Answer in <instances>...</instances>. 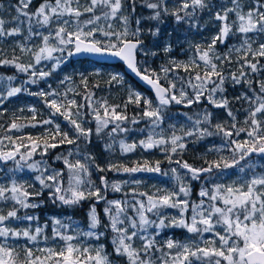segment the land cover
<instances>
[{
	"label": "snow or ice",
	"instance_id": "6c2138e0",
	"mask_svg": "<svg viewBox=\"0 0 264 264\" xmlns=\"http://www.w3.org/2000/svg\"><path fill=\"white\" fill-rule=\"evenodd\" d=\"M33 2L0 3V67L27 76L13 86L16 75H0V106L27 92L40 97L48 109V118L38 119L40 113L32 107L30 117L13 115L0 124V163H13L0 169L7 180L0 182V264H264V0H41L35 8ZM169 19L187 25L189 33L212 34L197 43L184 37L185 48L179 36L165 34L162 25ZM232 40L236 43H229ZM220 45L226 51H220ZM174 48L187 59H177ZM76 55L117 58L154 91L155 100L132 88L122 104L96 99L83 74L77 87H67L74 81L65 76L60 81L66 86L63 91L49 86L30 92L26 87L46 80ZM161 55L166 63L159 71L139 59ZM178 70L186 75H178ZM106 83L124 81L117 73ZM228 84L245 91L230 99L225 94ZM204 101L211 109H223L228 119L215 118L206 106L192 115L184 113L188 123L179 128L170 124L165 134L163 125L171 119L168 106L191 108ZM233 101L246 105L243 121ZM130 105L139 109L131 117ZM6 112L0 107V117ZM86 116L94 128L85 126ZM141 121L147 122V135L129 143L122 134ZM25 127H44V132L11 134ZM93 136L103 141L104 152L112 153L117 146L121 154L159 149L176 167L166 172L161 161L148 160L132 166L99 163L90 149ZM212 137H219L220 144L208 147L202 157L206 166L183 159L189 142ZM65 145L66 154L54 157L63 167H52L45 157ZM208 153L216 158L208 159ZM25 169L35 174V183L17 178ZM230 169L237 179L226 183L223 177ZM108 172L156 173L170 176L173 184L151 193L135 187L124 192L125 186L140 185L141 180L110 181ZM94 173L99 174L95 180ZM191 181H204L198 200L191 199ZM36 183L39 190L30 191ZM109 191L123 193V198L109 199ZM47 202L73 208L88 202L86 229L71 217L67 222L51 218V235L45 232L47 224L34 226L39 217L28 210ZM166 210H176V215ZM167 228L184 229L191 236L185 241L159 240ZM109 237L111 251L101 242ZM41 241L45 246H38Z\"/></svg>",
	"mask_w": 264,
	"mask_h": 264
},
{
	"label": "trees",
	"instance_id": "16d2710c",
	"mask_svg": "<svg viewBox=\"0 0 264 264\" xmlns=\"http://www.w3.org/2000/svg\"><path fill=\"white\" fill-rule=\"evenodd\" d=\"M39 1L40 0H34L32 7L33 8L37 7ZM162 27L165 30V34H173L174 36H179L181 38V43L184 44L185 48H187L188 45H187V43L184 42V37H187L189 41L194 42L195 40H198L199 37H201L202 39L205 40L212 33L211 30L202 31L201 33H196L195 31L189 33L187 31V25H184V26L177 25L174 21H172L170 19L168 21H166L165 24L162 25ZM176 47L178 48V46H176ZM219 47H221V46H219ZM9 54H10V50H9ZM173 55H177V50L175 48H174ZM139 59L141 61L146 60V62L144 63L143 66L151 67L153 69H156L157 71H159L162 64L166 63V58L163 55L156 57V58L139 57ZM78 67H80L83 71H86V76L89 78V87L91 88L92 92L95 93L96 99L107 98V100L110 104H122L123 101L126 99V91L124 89V83L126 82V79H128V80H130V83L137 90L142 91L145 94V96H148L149 98L155 100V98L153 97V95L151 93L144 90L134 80H132L129 76H127L125 74L123 65L108 66V65L96 64V63L89 61V60L73 61L71 58H69L65 61L64 64H62L60 66V68H58L54 72V74L57 78H61L65 74L71 73L73 70L77 71ZM93 67L94 68L95 67L110 68L114 71L123 72V74L125 76V78L123 79V81H124L123 85H115L114 84V85L109 86L106 83L109 80V78L105 77L102 74H97L94 71H92ZM177 74L180 76L186 75L182 70H178ZM0 75H4V76L16 75L17 80L13 81V86H16L18 81H23V80L27 79V76L25 74L17 73L16 70L12 67H0ZM50 78H51V76H50ZM77 79L79 80L78 82L80 84V76H77ZM1 82L2 81H0V84H1ZM97 83L100 85L99 88H92L91 87L92 85L97 84ZM162 83H163V81H162ZM46 86L47 85L44 81H40L36 85H31V87H33V90H29V91L30 92H37V91H40L42 87H46ZM226 88H227V91L225 94L230 99L232 97L236 96V93H231L233 86L228 84V85H226ZM243 89L245 90L244 87H243ZM78 91L82 93L84 91L83 87L80 86ZM22 98H29V99L35 100V102H37L40 106H42L45 110L48 111V109L45 108L43 101L40 97L29 95L27 92H22L17 97L10 98V100L6 101L5 104L3 106H0V107H2V108L11 107V105H10L11 101L18 102ZM76 98H77L78 102H82L81 96H76ZM206 106L210 108V106L207 105L206 101H204L200 105H193L191 108L184 107L183 105L172 104V105L168 106V108L166 109L167 115L169 117H171V119H166V122L163 125V127L166 128L167 132H168L170 124H176L177 128H179L180 125H184V124L188 123L186 120V117L183 115L184 113H188L189 115H192L197 111H201ZM231 106L233 107L234 110H237L238 119L240 121H243L242 116H244V112L239 109L238 103L233 101ZM210 110H213V109L210 108ZM221 110H223V109H221ZM87 111L88 110L85 109V112H87ZM138 111H139V109H137L134 105H130L128 110H127V114L131 117ZM12 118H13V114H11L7 110V112L4 114V116L0 117V124H7ZM85 118L88 121V123L85 126L94 128L95 123L92 120L91 116H86ZM58 119H59L60 123H62V126L65 129H67L66 122H64L62 118H58ZM20 122L24 123L23 120ZM128 126L133 129V131L128 133L129 138L134 137V135L141 134L142 131H140V129H144V131H147V129H148L146 121H141L138 125H128ZM20 132H21L20 135H27L25 128H23L22 131H20ZM243 137H244L243 134H241V138H243ZM135 139L138 140V138H135ZM212 139L213 138H207V139L200 141L198 143L189 142L188 148L183 154V159L188 161L190 164H192L196 167L206 166V165H204V160L202 159V157L204 156L205 153H207L206 143L210 142ZM130 140L131 139H129V141ZM217 143H219V141H217ZM68 147L69 146L65 145V146H61L60 148L50 150L48 153V156H46L45 159H47L48 163L54 168L63 167L62 162L55 160L54 157L58 153H65L66 154ZM90 149L93 152V154L98 155L99 158H102L105 156H107L109 159L112 158L110 155L111 153L102 151L103 150V141L98 140L95 136H93V144L90 146ZM224 154L227 155V152H225ZM133 155H135V154H133ZM207 158L208 159H215L216 154L215 153H208ZM37 159H39V157H37ZM254 159H259V158L255 157ZM155 161H160V160H155V159L149 160V162H153V163ZM134 162H136V161H131V162L129 161L128 166H132V164ZM141 162H143V161H141ZM9 165L13 166V163L11 161L7 162L6 166H9ZM172 165H174V164H172ZM172 165H170L167 162V160H164V161H161L160 166H161L162 170L166 171V170L170 169L172 167ZM141 174H143L141 176H142L144 185L146 187L145 190L147 192H150V193L154 192L156 187L152 188V187H150V184H151V182H155L156 181L155 179H158L155 177V175H157V174L156 173H141ZM98 175H99L98 173H94L92 178L95 180ZM106 175L110 181H112V180H116V181L130 180V179H134V178L136 179V177H137V176H130L129 174L115 173V172H108ZM139 188L143 189V186H140ZM115 197H119V195L116 194V195L110 196L109 192H108V198L109 199L115 198ZM44 199L47 200V193H45ZM37 201H39V198H37ZM87 208H88V202H85L82 207H75V208L67 207V206L53 205L52 203L47 202L41 208L32 209V210H28V211H29V214H33V215H36L39 217V220L36 221L35 223L48 225V227L45 230H46V233L48 235H51V227H50L51 218L70 216L72 218L80 220L83 224L86 225V223H87V220H86ZM102 208H103V203L98 205V210L101 211V214H102ZM21 214H23V213H21Z\"/></svg>",
	"mask_w": 264,
	"mask_h": 264
},
{
	"label": "rangeland",
	"instance_id": "374dc122",
	"mask_svg": "<svg viewBox=\"0 0 264 264\" xmlns=\"http://www.w3.org/2000/svg\"><path fill=\"white\" fill-rule=\"evenodd\" d=\"M9 0H0V3H4L6 6L8 4ZM12 2L14 3L15 1L12 0ZM41 2V0L39 1V3ZM38 3V5H39ZM212 34V33H211ZM204 39H202L201 37L198 38V40H195L193 43H197V42H203ZM229 43H236L235 40H232L230 41ZM188 45V44H187ZM221 47H219V50L220 51H226V49L224 48L223 45H220ZM10 50V49H9ZM11 52V50H10ZM177 57V59L179 60H186L187 59V56L183 53V52H180L177 50V55H175ZM69 59V58H66V60ZM65 60V61H66ZM47 63V62H46ZM262 63H264V60H262ZM92 71H94L95 73L97 74H102L104 75L105 77L107 78H110V75L112 74H120V76L123 77V79L125 78L123 72H119V71H114L110 68H103V67H93ZM81 74H83L84 76H86V71H83L80 67L77 68V71H72L71 73H68V74H65L63 77L61 78H57L53 72V74L51 75V78L48 77L46 78V80H43L45 83H46V87H42L41 90H49V86H51L52 89H57L59 91H63L64 88L67 86V87H77L79 85V80L77 79V76H80L81 77ZM65 76H71L73 78V81L74 83L73 84H70V85H61L60 84V81L64 79ZM52 80V81H51ZM54 82V83H53ZM4 82L2 81L1 84H3ZM21 83V81H18V83L16 84V86H18L19 84ZM26 87L29 89V90H33V87H31V85H26ZM128 88H132L140 93H142L143 95H145L142 91L140 90H137L131 83H130V80L126 79V82L124 83V89L126 91V98H127V89ZM77 90H79V87L77 88ZM245 91L243 89L242 86H235L232 88V91L231 93H236V96H238L241 92ZM77 99V98H76ZM10 105L11 107H7L6 109L13 115H16V116H24V117H30L31 116V113L29 112V109L32 108V107H35L38 112L40 113V115L37 117L38 119H40L41 117L43 118H48V111L45 110L42 106H40L37 102H35V100H32V99H29V98H22L20 99V101L18 102H14V101H11L10 102ZM238 106H239V109L241 111H243V108L246 107V105H243L242 103H238ZM20 109H23L24 111L21 113L20 112ZM214 112L215 114V118L217 119H220V118H223V119H228L224 110H221V109H213L211 110ZM244 112V111H243ZM242 118L244 119V116H242ZM57 122L60 123L59 119L57 118ZM61 126H62V123H60ZM62 128L64 130H67L65 129L63 126ZM165 129V134H168V132L166 131V128L164 127ZM22 131V129L20 130ZM18 132V131H13L11 134L13 136H18L21 134V132ZM25 131L27 134H31L33 136H36L42 132H44V127H36V128H32V127H25ZM148 131V129H147ZM147 131H142L141 134L139 135H134V137L132 138H129L128 136V133L127 134H122L124 136V138L129 142H133V141H138L140 139H143L145 138V136L147 135ZM23 133V132H22ZM135 138H138L135 139ZM213 139L206 143V148L208 149V147H211L212 144H215L217 146H219L220 144V139L219 137H212ZM244 138V137H243ZM241 138V139H243ZM129 139H131L129 141ZM217 141H219V143H217ZM104 152V150H102ZM135 154V155H133ZM111 159H109L107 156L105 157H102V158H99L98 155L97 158H98V161L99 163H105V162H115V163H123V164H126L128 165L129 161H144V160H151V159H155V160H160V161H164L166 160L165 159V155L162 151H160L159 149H155L153 152L149 153L145 150H141V149H137L136 151L132 152V153H127V154H121L119 149H118V146L116 147V150L114 152H112L111 154ZM133 155V156H132ZM109 156V155H108ZM254 159V158H253ZM260 159V158H259ZM259 159H254V160H259ZM13 166L12 165H9V166H6V164H3V163H0V169H3V168H12ZM172 167H176V165H172ZM169 171L166 170V172ZM257 171H259V169H257ZM235 173V170L234 169H230L228 170V174L225 175L223 177V181L228 183V182H231L232 180H236L237 179V175L234 174ZM17 175V178H22L23 180L27 181L28 183H35L34 182V175L33 173H30L27 169H25L24 171L22 172H19L16 174ZM143 174L141 173H136V174H133V175H130V176H137L136 179H139L141 180V184L140 185H133V184H129L127 186H125L124 188V192H129L132 188H137L138 191H146V187L144 185V182H143V179H142V176ZM156 178L158 179H155L156 181L155 182H151L150 184V187L154 188V187H168V188H171L172 187V184H173V181L171 180L170 176H164V175H161V174H157L155 175ZM132 179H130L129 181H131ZM0 182H7V180L5 179V174L3 172H0ZM204 183V181H191V184H192V196H191V199L192 200H198L199 197L197 195L198 191H199V188L201 186V184ZM140 186H143V189L139 188ZM32 190H39V185L38 183L35 184V189H30V191ZM147 192V191H146ZM118 194L119 197H115V198H111V199H121L123 198V193H114V192H111L109 191V195L110 196H113V195H116ZM130 199V197H129ZM38 202V201H37ZM169 214L171 215H176V210H166ZM70 217V216H68ZM68 217H55V218H59V219H62L63 221L67 222V218ZM72 218V217H71ZM73 221H75L76 223H78L79 225H81L82 227H84L86 229V225L83 224L80 220H77L75 218H72ZM35 222H33V225L35 226ZM41 226L43 224H40ZM50 227H51V231H52V224H50ZM46 232V230H45ZM211 234H205V238H209ZM191 236V234L187 233L186 230L184 229H180V228H167V229H164L161 231L160 233V236L158 237L159 240L163 241V240H166L168 238H173V239H176V240H181V241H185L187 240L189 237ZM101 242L105 243L107 246H108V250L111 251V246H110V237L109 238H106V239H103ZM20 244H23L24 241L21 240L19 242ZM92 243H96L95 241H92ZM39 247H43L45 246L44 245V242L41 241L40 244L38 245ZM49 246H51V241H49Z\"/></svg>",
	"mask_w": 264,
	"mask_h": 264
},
{
	"label": "water",
	"instance_id": "95a60500",
	"mask_svg": "<svg viewBox=\"0 0 264 264\" xmlns=\"http://www.w3.org/2000/svg\"><path fill=\"white\" fill-rule=\"evenodd\" d=\"M73 61H84V60H89L92 61L96 64H101V65H108V66H115V65H123L124 72L127 76H129L132 80H134L140 87H142L144 90L147 92L151 93L154 96V91L143 81H141L138 77L135 76L127 67L124 65V63L117 58L111 57V56H98V55H76L71 57ZM155 149L152 150H147V152L151 153ZM256 157V156H254ZM253 157V158H254ZM259 158V157H258Z\"/></svg>",
	"mask_w": 264,
	"mask_h": 264
}]
</instances>
